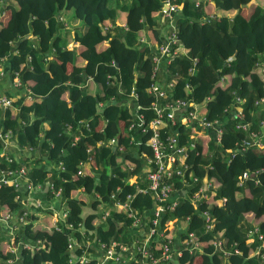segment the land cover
<instances>
[{"label": "trees", "instance_id": "trees-1", "mask_svg": "<svg viewBox=\"0 0 264 264\" xmlns=\"http://www.w3.org/2000/svg\"><path fill=\"white\" fill-rule=\"evenodd\" d=\"M167 1L179 8L171 18L162 16ZM252 1L0 0V58L10 53L5 56L11 64L10 79L17 72L21 82L12 108H0V134L9 133L16 147V161L6 153L14 160L7 163L0 141V167L15 170L27 166L31 186L60 189V208L67 212L66 223L74 229L82 221L88 229L93 228L90 224L97 215L82 218L84 207L89 205L93 210L102 202L106 204L104 210L109 215L89 236L91 241L97 239L107 247L116 243V251L132 247L135 240L143 241L152 220L147 213L154 206L151 194H138L135 188L146 187L139 158L146 140L138 132H127V126L137 123L136 114H143L147 121L153 119V98L146 92L154 68L152 56L163 35L175 31L186 54L170 57L168 65L162 63L160 73L167 83H174L168 95L172 101L206 108L207 119L221 123L222 136L218 143L213 136L195 135L190 140L193 128L180 123L166 129L187 149L190 143L195 145L188 151L187 162L197 175L213 181L208 201L195 209L188 199L179 197L176 209L161 220V227L172 222V230L177 232L176 222L184 223L188 217L185 230L177 233L178 243L170 246L173 260L169 264H262L257 254L259 242L249 241V233L257 228L264 238V150L242 152L240 134L233 120L226 117L237 96L243 100L240 107L253 130L264 121V107L258 110L254 106L264 97V75L256 66L264 62V0H257L260 6L248 12ZM231 12H235L233 17ZM144 34L148 44L140 42ZM70 43L78 45L69 49ZM190 67L192 73L187 74ZM24 90H29L30 102ZM1 95L13 96L8 92ZM136 107L140 108L134 115ZM133 139L141 145L135 147ZM27 151L37 153L38 159L31 162L23 157ZM42 159L55 166L46 168ZM245 172L258 175L241 182ZM172 184L176 192L190 193L193 188L180 180ZM81 190L84 193L76 198ZM95 195L101 201H96ZM18 196L11 186L0 188V216L19 208ZM45 197L51 201L53 195L48 191ZM86 197H90L89 204ZM222 198L226 200L224 206L217 207L214 202ZM116 202L127 203L128 208L117 212ZM129 211L140 218L134 235ZM203 212L210 216L211 231H206ZM40 214L27 215L15 243L36 244L39 249L45 247L46 253L22 245L16 253L8 251V233L0 227V264L16 259V264H40L42 258L48 264H71L66 247L68 231L56 232L52 223L49 228L50 213L43 214L44 218ZM174 232L165 234L172 238ZM186 233L200 239V252L190 254L184 248ZM160 247L158 241L147 245L155 257ZM95 249L92 245L85 264H98Z\"/></svg>", "mask_w": 264, "mask_h": 264}, {"label": "built area", "instance_id": "built-area-1", "mask_svg": "<svg viewBox=\"0 0 264 264\" xmlns=\"http://www.w3.org/2000/svg\"><path fill=\"white\" fill-rule=\"evenodd\" d=\"M167 10H162V16L166 18H171V13L179 10L178 7L171 6L169 1L166 5ZM126 28V27H125ZM163 41L157 44L154 50V55L152 56V63L154 65L153 72L151 75V83L146 90L147 95L153 98L150 109L153 112V119L147 121L143 114L138 115L137 110L140 107H136L134 115L136 114L137 123L129 122L127 126V132L134 133L138 132L140 135L145 137L144 151H142L139 156L142 164L143 170L141 171L144 176V182L146 187L141 189L139 186H135L138 194L145 195L151 194V199L154 202V206L147 215L152 217L149 224V234L143 238V241L135 240L132 247L123 246L119 251H116V243L110 246H105L103 243L94 239L91 241L89 236L94 233V225L91 224V229L85 227L84 222L78 228L74 229V226L66 223L67 212L60 208L62 203L61 190H55L51 185H46L45 187L37 186L33 187L27 182V166H20L18 169L8 170L4 166L0 167V188L3 185L11 186L19 194L17 200L21 203L29 202L31 206L51 213L52 217V227L56 232H64V229L68 231L65 235L67 238V252L71 256L70 263L79 262L80 264H85L89 262V254L92 253V245L96 248L98 253L97 262L98 264H169L172 262V253L170 246L173 241L167 237L166 231L172 229V222L166 223L161 227L160 222L165 217L166 214L172 213L178 204L179 197H184L190 201L193 207L196 209L197 205L202 201H208L210 199L209 191L213 187V181L207 179L205 175L201 177L197 175V170L193 168L192 164L187 162L189 149H194L195 145L193 143L189 144V149L187 146L182 145L176 134H170L166 132V129H171L177 124H182L185 128H193L194 135L190 136V140L195 138V135H203L208 139L214 137L216 143H218L222 136L221 123L219 120L210 121L207 119V110L204 108L203 111L200 110L201 105L195 103H189L183 100H171L168 95V91L174 88V83H167L165 80L164 73H160V68L162 63L169 64L170 57L175 55H185L186 51L179 46V39L175 31L165 33L162 37ZM142 44H148L149 41L146 35H142L140 38ZM256 66L260 69V73L264 75V62H258ZM192 73V68H188L187 74ZM159 75L161 76L159 78ZM5 76L2 70H0V81ZM89 82L86 80L85 84ZM12 84L15 89L21 88V82L17 72L14 73ZM82 87V86H81ZM24 95H27V99L31 100L29 90H24ZM134 101L137 100V95L132 94ZM13 98L6 95L0 94V108L5 110L7 108H12ZM243 104V100L235 96L233 100V105L230 111L227 112L226 117L233 120L235 131H237L240 136L238 138V145L242 152L247 151L251 148L264 150V141L262 136L264 135V121L259 123L258 130H253L252 123L246 119V114L240 107ZM254 106L258 110H263L264 107V97L259 98ZM103 104L99 105L101 109ZM0 141L3 142L4 150L6 149L7 142L10 141V134L6 135L0 134ZM114 141H111L113 143ZM133 145L136 147L141 145V142H137L133 139ZM4 160L7 163H14L16 161L12 157H9L5 152ZM258 172L250 175L245 172L241 177V182L250 176L256 177ZM136 178V177H135ZM180 180L182 184H186L187 187L191 188L192 191L189 193L187 191L176 192L173 189L172 181ZM135 183V181H131ZM240 182V184H241ZM259 182L256 181V184ZM50 191L53 197L51 201H47L45 195ZM80 194L84 193V190L79 191ZM31 193L43 194V199L39 198L41 202L35 201L32 198H28L27 195ZM24 195L26 200L24 201ZM78 198V197H76ZM114 200V196L110 197ZM127 199H131L128 196ZM95 200L101 201L98 195H95ZM225 199H217L214 204L217 207L224 206ZM56 205H58L56 207ZM102 207L98 211L96 206L93 209L99 217L100 223H103L108 217L109 213L105 211V206L103 202L99 204ZM127 203L116 202L114 204V209L117 212L126 210ZM30 214L25 208L17 210L10 214L0 216V225H5L7 227L8 233V244L7 250L16 253L17 247L22 245L25 249L31 250L33 252H39V247L32 243H23L19 241L15 243V237L18 232H21L24 224L25 218ZM128 217L131 219V232L136 234L139 229L140 218L134 216L132 211H129ZM203 222L205 224L206 231H211L213 229L210 216L207 212L201 214ZM95 218V219H96ZM13 222L11 223V221ZM176 221V220H175ZM188 222V217L185 219L184 227ZM86 228V229H85ZM96 229V228H95ZM185 229L183 228V231ZM15 235V237H14ZM143 236V234H142ZM249 241L257 239L259 246L257 248V254H260L262 264H264V238L260 231L255 228L249 233ZM149 241L161 242L160 254L155 257L151 252L148 251L147 245ZM143 242V243H142ZM94 243V244H92ZM38 244V243H37ZM218 243H214L217 246ZM184 248L191 254L193 252L201 251V241L193 233H186L183 238ZM238 253V251H235ZM225 256H229L230 253L223 252ZM256 254V255H257ZM15 261L9 260L6 264H15Z\"/></svg>", "mask_w": 264, "mask_h": 264}, {"label": "crops", "instance_id": "crops-1", "mask_svg": "<svg viewBox=\"0 0 264 264\" xmlns=\"http://www.w3.org/2000/svg\"><path fill=\"white\" fill-rule=\"evenodd\" d=\"M253 1H257V0H253ZM252 1V2H253ZM252 4V3H251ZM250 4V5H251ZM258 4H259V2H258ZM231 13H235V12H231ZM230 13V14H231ZM119 26H121V28H123V29H125V25L124 24H118ZM27 38H29V37H27ZM22 38H19L18 40H21ZM11 45H12V42L10 41L9 42V46L11 47ZM78 44H73V43H70L69 45H68V48L69 49H72L73 47H76ZM10 53H6V55L5 56H7V55H9ZM5 56H3V57H1L0 58V70H2L3 71V73L5 74V76L2 78V80L0 81V94H3V93H9V94H13V96H12V98H13V100L15 101V100H17L18 98H19V94H18V92H16V90L17 89H15L14 87H13V84H12V80L10 79V68H9V66L11 65L10 64V60H9V58H5ZM17 91H19V90H17ZM20 94H21V92H19ZM26 100H27V102H30L31 100H28L27 98H26ZM200 136H203V135H200ZM13 143L11 142V141H9V142H7V144H6V149H5V153H7V154H9L10 156H13V157H16V149L14 148L15 146L14 145H12ZM37 154V153H36ZM23 157H27L31 162L32 161H35V160H37L38 159V156H36V155H33V152H23ZM48 166H51V165H49V164H47ZM43 196H44V193L41 195V194H36V193H31V194H29V195H27V197L28 198H32L33 200H35V201H39V202H41V200L39 199V198H41V199H43ZM24 201H27L26 200V196L24 195ZM21 205L19 206V208L17 209L18 211L19 210H21L22 208H24L26 205L25 204H29L28 202H23V203H20ZM30 205V204H29ZM23 206V207H22ZM58 205H56V207H57ZM92 207L91 206H86V207H84V209H83V212H82V218H85V215L87 216V215H89V214H93L92 212ZM16 210V211H17ZM31 210L32 211H29V213H33V214H39V213H48V212H46V211H43V210H37L36 211V209H34V207L33 208H31ZM84 211H86V214L85 215H83V213H84ZM48 220L47 221H49L50 219H51V221H52V217H51V214L49 215L48 214ZM41 218V217H40ZM97 219H99V217L98 218H96V219H94L92 222H91V224H92V226L94 225L93 224V222L95 221V220H97ZM13 222V220L11 221V223ZM185 222V221H184ZM181 222H179V221H177L176 222V225H177V227H179V230L182 232L183 231V228L185 229V224H180ZM91 224H90V226H91ZM98 225H100V223H98L97 224V226ZM183 225V227H181ZM0 227L1 228H3V229H1V230H6L7 231V227L5 226V225H0ZM86 227V226H85ZM175 228H176V226H175ZM175 230V229H174ZM174 230H172L171 232H174ZM174 233H176V232H174ZM172 236V238H174V236L173 235H171ZM174 241V243H178V235H177V239H174L173 240ZM182 244H183V241H182ZM17 260L18 259H16V261H15V264L17 263Z\"/></svg>", "mask_w": 264, "mask_h": 264}, {"label": "rangeland", "instance_id": "rangeland-1", "mask_svg": "<svg viewBox=\"0 0 264 264\" xmlns=\"http://www.w3.org/2000/svg\"><path fill=\"white\" fill-rule=\"evenodd\" d=\"M257 6H260L259 4H258V1H253L252 2V4L251 5H249L248 6V9H247V11L248 12H250L251 10H255V8L257 7ZM245 12H246V9H245ZM233 15H234V13H231V14H229V16L230 17H233ZM210 17V15L208 16V18ZM65 19V18H64ZM133 108H134V106H132ZM200 110L201 111H203L204 110V108H202V106L200 107ZM13 145V144H12ZM15 149H16V147H14ZM33 155H36V156H38V154H36L35 152L33 153ZM45 160L44 159H42V164H44V163H46V162H44ZM50 165V164H49ZM54 167L55 166V164H51V166H48L47 165V163L45 164V167L46 168H50V167ZM131 181H134V178L131 180ZM80 195H77L76 197H79ZM86 200H87V204H89L90 202H89V199H90V197H86L85 198ZM29 203V202H28ZM30 204V203H29ZM29 204H25L26 206L24 207L25 209H27L28 211H32L31 210V208H33V206H31V204L29 205ZM21 205V204H20ZM23 207V206H22ZM98 211H100L101 209H102V207L101 206H98ZM63 210V209H62ZM93 212V214L92 215H96L95 213V211L94 210H92ZM49 213V212H48ZM46 215L45 213H42V214H40V216H41V218H44L42 215ZM51 214V213H50ZM86 214V211H84V213H83V215H85ZM48 215V214H47ZM85 217H86V215H85ZM47 222H49V228L51 227V219L49 220V221H47ZM98 223H100V220L99 219H97V220H95L94 222H93V224H94V230L93 231H95V228L97 227V224ZM180 224H182V223H180ZM181 227H183V225L181 226ZM86 229V228H85ZM172 231V229L170 230V232ZM178 231H180V230H178ZM178 231L176 232V235H173L174 236V238H173V240L174 239H177V233H178ZM2 232H3V230H2ZM181 232V231H180ZM4 233V232H3ZM14 237H15V235H14ZM170 239L172 240V238L170 237ZM172 240V241H173ZM173 246H174V241H173ZM8 248V247H7ZM174 248V247H173ZM17 249H18V247H17ZM177 251H174V253H176ZM40 253H46V249H45V247H41L40 248ZM18 255V254H17ZM39 262H40V264H48L46 261H45V258H42V259H40L39 260Z\"/></svg>", "mask_w": 264, "mask_h": 264}, {"label": "water", "instance_id": "water-1", "mask_svg": "<svg viewBox=\"0 0 264 264\" xmlns=\"http://www.w3.org/2000/svg\"><path fill=\"white\" fill-rule=\"evenodd\" d=\"M164 9L167 10V6H164Z\"/></svg>", "mask_w": 264, "mask_h": 264}]
</instances>
